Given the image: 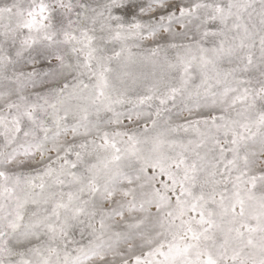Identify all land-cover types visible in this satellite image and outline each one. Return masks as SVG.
I'll use <instances>...</instances> for the list:
<instances>
[{
    "label": "snow or ice",
    "instance_id": "6c2138e0",
    "mask_svg": "<svg viewBox=\"0 0 264 264\" xmlns=\"http://www.w3.org/2000/svg\"><path fill=\"white\" fill-rule=\"evenodd\" d=\"M0 264H264V0H0Z\"/></svg>",
    "mask_w": 264,
    "mask_h": 264
}]
</instances>
